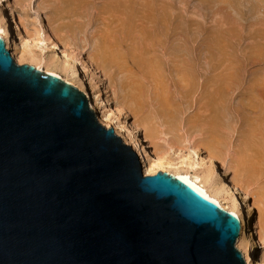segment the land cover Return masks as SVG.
Instances as JSON below:
<instances>
[{
  "label": "water",
  "instance_id": "water-1",
  "mask_svg": "<svg viewBox=\"0 0 264 264\" xmlns=\"http://www.w3.org/2000/svg\"><path fill=\"white\" fill-rule=\"evenodd\" d=\"M0 38V264H249L233 214L142 159Z\"/></svg>",
  "mask_w": 264,
  "mask_h": 264
},
{
  "label": "rangeland",
  "instance_id": "rangeland-1",
  "mask_svg": "<svg viewBox=\"0 0 264 264\" xmlns=\"http://www.w3.org/2000/svg\"><path fill=\"white\" fill-rule=\"evenodd\" d=\"M3 3V13L13 8L24 21V35L30 32L32 40L47 43L41 41L32 49L28 46L29 53L57 59L67 43L71 53L100 69L101 87L107 88L115 105L122 104L125 93L137 83L142 88L145 115L157 116L163 130L157 144L167 150L176 136L182 139L173 147L172 156L206 158L209 152L198 144L208 139L209 122L218 115L226 162L220 160L218 165L236 164L237 171L231 170L243 184L247 183L245 175H255L251 186L257 202L253 227L260 231L264 221V0ZM53 42L58 45V56L51 47ZM27 59L17 62L36 68ZM113 62L128 64L122 70L106 66ZM122 87L127 89L122 92ZM89 88L94 98L98 89L91 82ZM129 121L134 125L137 119L130 114ZM145 145L154 154L155 148ZM260 253H264V243Z\"/></svg>",
  "mask_w": 264,
  "mask_h": 264
},
{
  "label": "bare ground",
  "instance_id": "bare-ground-1",
  "mask_svg": "<svg viewBox=\"0 0 264 264\" xmlns=\"http://www.w3.org/2000/svg\"><path fill=\"white\" fill-rule=\"evenodd\" d=\"M3 2L4 0H0V38L9 42L11 46L10 50L13 51L15 58L17 57L16 60H18V58L19 60H26L28 58V61L33 62V64L35 63L36 69L42 72L45 71L46 74L56 76L88 95L92 102L91 106L93 110L100 109V111L97 112L100 123L106 129H114L116 136L122 138L125 141V145L135 149L139 154L142 159L145 175L153 176L162 171L173 175L206 199L237 217L240 223L245 227L244 235L238 242L237 249L244 254L249 264H264V253H260L261 244L264 243V221H261L260 225L258 224V229L260 231H256L257 228L253 227V221L256 216L254 211L257 208V202L251 190V186L252 176L255 175L247 172V174L249 173L245 175L247 183L243 184V179H238L237 177L239 176H237L236 173L234 175L231 170L232 168L235 169L234 167L236 164L234 167L233 164L231 167H223L224 170L218 165V161L220 160L226 165L219 134L221 127L219 116L215 115L212 117L209 122L208 139L202 140L198 144L199 148L202 146L209 152L206 158L200 159L176 154L172 156L173 147L178 146L182 139L176 136L171 142L172 146L168 144V146L172 148H168L167 150H164L159 143L157 144V140L160 139V134L163 130L161 129L162 127H160L161 125L158 124L157 116L155 117L152 114L145 115L146 109H144L145 101L142 96V88L138 86L137 83L134 84L130 93H125L123 96L122 101L124 104H121L119 100L120 103L115 105L116 102H114V99H110L107 94V88L101 87L102 79L97 72L100 69L98 70L95 68L94 63L83 61L80 56L71 53L67 43L61 55L56 51L58 45L54 42L51 43V47L56 51L55 55H59L57 59L55 56L47 59L42 56L43 53L40 56L37 55V57L35 54L29 53L30 51L27 50L29 49L28 46L30 49H32V47L36 48L40 46L42 40H32L30 32L27 31L24 35V21L16 15L13 8H10L11 10L7 14L3 13L4 11H2V9L5 7ZM50 37H47V40ZM42 43L43 45H47L44 41H42ZM44 50L45 48L42 49L41 52H44ZM26 53L30 55L27 57ZM107 64L123 69L128 63L113 62L106 63V66ZM60 72H64L67 77L65 78ZM90 82L94 89H98L97 93H94V98L90 94ZM121 89L123 92L127 88L125 89L122 87ZM117 99L119 98H115V101H117ZM130 114L137 119L134 125L129 121ZM171 118H174V116ZM171 124L173 123L171 122ZM146 143H149L153 149L155 148L154 154L150 153L145 145ZM235 171L237 170L235 169ZM245 172L246 171H243L244 174ZM245 176L243 175L244 181Z\"/></svg>",
  "mask_w": 264,
  "mask_h": 264
}]
</instances>
